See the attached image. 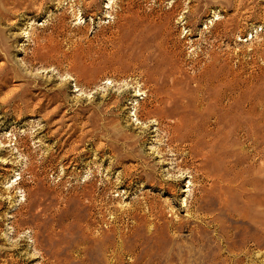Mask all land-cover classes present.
<instances>
[{"label": "rangeland", "instance_id": "obj_1", "mask_svg": "<svg viewBox=\"0 0 264 264\" xmlns=\"http://www.w3.org/2000/svg\"><path fill=\"white\" fill-rule=\"evenodd\" d=\"M0 9V264H264V128L196 130L199 160L165 117L264 105V0Z\"/></svg>", "mask_w": 264, "mask_h": 264}, {"label": "bare ground", "instance_id": "obj_2", "mask_svg": "<svg viewBox=\"0 0 264 264\" xmlns=\"http://www.w3.org/2000/svg\"><path fill=\"white\" fill-rule=\"evenodd\" d=\"M5 4L7 3H4V5ZM181 100L182 98H177V100H175L180 101V107L178 109L172 111V113L168 116L165 114V117L171 116L176 118L169 126V128L173 132L172 139L170 140L171 143H178L179 145L186 144V146L189 147V152L195 157H198L199 160L203 159V155H198L196 153L198 152V150H194V145H196L199 140L196 134V130L207 129L212 124L214 126L232 124L236 127L249 126L264 128V105L263 103L257 102L255 98L248 93H242L240 95H236L233 92H217L214 95H208L206 93L197 96L192 100L191 103L186 101L181 102ZM172 101L174 102V100ZM158 103L162 104L164 103V100L161 98L160 101L158 100ZM165 117L160 116L159 119H156L157 123L163 120ZM180 131H184L185 134L179 133ZM217 180L219 181L220 179ZM243 197L244 199H246V202L250 201V197L249 200H247L248 194H245ZM253 198L254 196L252 197V199ZM255 202L260 204V206L262 207L260 221H258L257 219L254 220L255 218L250 219V221L254 225L253 227L258 230L261 226L264 225V201L263 199L259 201H257L256 199ZM262 230L264 231V229ZM262 234L264 235V232ZM252 241L256 243V245L261 244H259V241L255 238H253ZM149 256L150 255H148V257Z\"/></svg>", "mask_w": 264, "mask_h": 264}]
</instances>
